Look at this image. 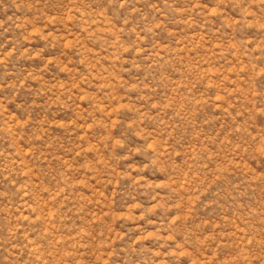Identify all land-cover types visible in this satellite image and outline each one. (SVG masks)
I'll list each match as a JSON object with an SVG mask.
<instances>
[{
	"label": "rangeland",
	"instance_id": "374dc122",
	"mask_svg": "<svg viewBox=\"0 0 264 264\" xmlns=\"http://www.w3.org/2000/svg\"><path fill=\"white\" fill-rule=\"evenodd\" d=\"M0 264H264V0H0Z\"/></svg>",
	"mask_w": 264,
	"mask_h": 264
}]
</instances>
